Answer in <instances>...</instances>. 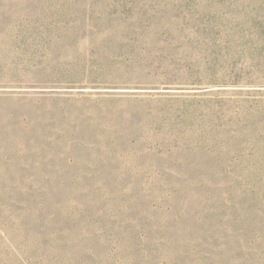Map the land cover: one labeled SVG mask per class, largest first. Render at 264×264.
<instances>
[{
    "label": "rangeland",
    "instance_id": "1",
    "mask_svg": "<svg viewBox=\"0 0 264 264\" xmlns=\"http://www.w3.org/2000/svg\"><path fill=\"white\" fill-rule=\"evenodd\" d=\"M31 2L65 22L86 7L94 26L0 28V194L264 175V0ZM35 207L0 203V264L133 262L90 240L56 247Z\"/></svg>",
    "mask_w": 264,
    "mask_h": 264
},
{
    "label": "trees",
    "instance_id": "2",
    "mask_svg": "<svg viewBox=\"0 0 264 264\" xmlns=\"http://www.w3.org/2000/svg\"><path fill=\"white\" fill-rule=\"evenodd\" d=\"M31 1L36 0L1 4L0 28L94 26L86 7L71 9L70 18L63 14L65 22L58 16L51 20L44 11L38 15L32 10L40 4ZM196 182L203 188L1 193L0 203L35 204V224L56 247L63 240L70 248L77 247L76 239L90 240L94 244H86L89 253H127L131 264H264V175H215Z\"/></svg>",
    "mask_w": 264,
    "mask_h": 264
}]
</instances>
